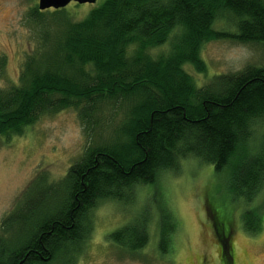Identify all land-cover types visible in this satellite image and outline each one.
Segmentation results:
<instances>
[{
	"label": "trees",
	"instance_id": "1",
	"mask_svg": "<svg viewBox=\"0 0 264 264\" xmlns=\"http://www.w3.org/2000/svg\"><path fill=\"white\" fill-rule=\"evenodd\" d=\"M28 18L36 46L16 81L0 86V136L74 109L87 145L61 181L34 178L2 218L0 264H73L98 201L130 198L135 186L155 182L186 157L227 172V201L242 206L239 226L249 235L260 231L262 214L250 204L264 189V62L214 75L204 86L183 65L204 72L201 46L220 38L264 53V0H98L79 20L66 7L35 6ZM216 18L235 32L213 29ZM166 42L167 52L153 57ZM3 67L0 57V76ZM219 202L207 213L220 264H232L233 214ZM148 221H130L109 241L137 253L148 242ZM159 221V244L171 252L165 242L174 226Z\"/></svg>",
	"mask_w": 264,
	"mask_h": 264
},
{
	"label": "rangeland",
	"instance_id": "2",
	"mask_svg": "<svg viewBox=\"0 0 264 264\" xmlns=\"http://www.w3.org/2000/svg\"><path fill=\"white\" fill-rule=\"evenodd\" d=\"M37 2L0 0V57L4 59L0 76L2 88L16 81L22 61L36 46L38 31L29 21L28 12L37 6ZM97 2L79 6L70 2L66 10L71 19L79 20ZM212 28L235 32L223 18H216ZM168 49L166 42L151 53L156 57ZM199 55L205 65L204 72H196L190 64L183 65L197 86H204L214 75L264 62V53L259 46L229 38L203 43ZM120 115L121 112L116 120H120ZM86 145L74 109L44 114L21 134L0 136V222L16 208L34 178L44 176L46 184L61 181ZM227 176L225 171L215 173L210 165L186 157L180 159L176 169L164 170L155 182L135 186L130 198L98 201L91 209L90 233L73 264H220V247L212 216L207 211L219 200L228 207L236 202L227 201L225 196ZM250 206L259 208L263 219L260 231L253 235L239 226L240 203L226 207L230 215L233 214L229 237L232 264H264V189ZM147 216L150 217L146 224L148 242L137 253L124 251L109 241L112 231L123 228L132 220L133 223L145 222ZM159 218L174 226L165 242L166 249L171 246V252L162 251L159 244Z\"/></svg>",
	"mask_w": 264,
	"mask_h": 264
},
{
	"label": "water",
	"instance_id": "3",
	"mask_svg": "<svg viewBox=\"0 0 264 264\" xmlns=\"http://www.w3.org/2000/svg\"><path fill=\"white\" fill-rule=\"evenodd\" d=\"M70 2L77 4H93L96 0H38L37 8L39 10H45L49 8L58 9L66 7Z\"/></svg>",
	"mask_w": 264,
	"mask_h": 264
},
{
	"label": "bare ground",
	"instance_id": "4",
	"mask_svg": "<svg viewBox=\"0 0 264 264\" xmlns=\"http://www.w3.org/2000/svg\"><path fill=\"white\" fill-rule=\"evenodd\" d=\"M59 9V8H58Z\"/></svg>",
	"mask_w": 264,
	"mask_h": 264
}]
</instances>
